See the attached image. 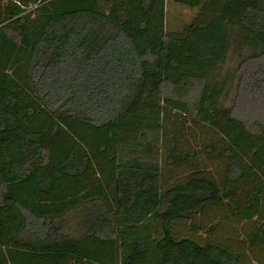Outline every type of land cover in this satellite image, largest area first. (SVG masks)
Instances as JSON below:
<instances>
[{
	"label": "trees",
	"instance_id": "trees-1",
	"mask_svg": "<svg viewBox=\"0 0 264 264\" xmlns=\"http://www.w3.org/2000/svg\"><path fill=\"white\" fill-rule=\"evenodd\" d=\"M172 1L0 0V264H264V0Z\"/></svg>",
	"mask_w": 264,
	"mask_h": 264
},
{
	"label": "rangeland",
	"instance_id": "rangeland-1",
	"mask_svg": "<svg viewBox=\"0 0 264 264\" xmlns=\"http://www.w3.org/2000/svg\"><path fill=\"white\" fill-rule=\"evenodd\" d=\"M196 10L184 7V5L173 2L172 0H167L166 3V27L168 30H179L183 27L185 23H188L191 18L195 15ZM242 102H238L235 107V111L239 112L240 115L244 117L259 116L264 118V109L262 111H253L250 109V105ZM176 232L185 233L188 232V226L180 224L175 228Z\"/></svg>",
	"mask_w": 264,
	"mask_h": 264
}]
</instances>
